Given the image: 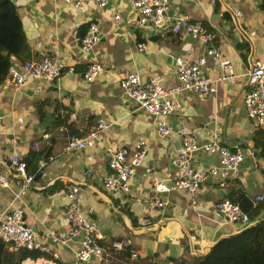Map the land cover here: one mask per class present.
Masks as SVG:
<instances>
[{
	"label": "crops",
	"instance_id": "obj_1",
	"mask_svg": "<svg viewBox=\"0 0 264 264\" xmlns=\"http://www.w3.org/2000/svg\"><path fill=\"white\" fill-rule=\"evenodd\" d=\"M11 1L28 46L26 59L47 55L63 69L58 78L30 79L19 90L5 86L4 79L0 84V175L7 182L0 185V215L20 207L25 225L51 250H11L2 243L0 264H64L72 259L82 233L69 234L70 189L83 192V214L97 225L111 264H129L130 248H109L123 237H130L137 251L132 264H225L241 256L233 252L236 239L264 223V132L256 129L243 102L246 73L264 56V0H168L172 20L187 17L214 35L220 57L207 58L208 77L228 75L220 60H227L234 73L213 81L206 94L181 90L171 96L178 108L164 117L169 126L184 128L198 142L217 141L243 153L234 174L225 178L218 169L194 192L169 189L182 134L174 130L160 136L156 118L136 108L120 89L119 79L134 72L142 80L155 78L164 88L174 87L176 58L193 63L205 51L199 40L189 33H173L170 23L138 26L130 0H107L103 8L97 0H79V7L63 0ZM91 21L97 24L100 40L82 51L79 32ZM140 42L144 50L137 48ZM21 60L25 58L10 55L9 64ZM91 62L104 69L87 82L83 73ZM99 119L106 127L90 145L65 149L70 137L90 132ZM139 139L146 142V151L129 191H107L103 176L111 154L119 147L133 148ZM32 151L42 157L33 167L31 187L16 199L20 178L11 156L25 159ZM189 159L201 171L218 165L215 155L200 150ZM147 167L160 181L158 188L149 182ZM155 197L165 201L161 208L149 206ZM224 197L247 212L246 223L232 222L216 209ZM84 264L100 262L91 259Z\"/></svg>",
	"mask_w": 264,
	"mask_h": 264
},
{
	"label": "built area",
	"instance_id": "obj_2",
	"mask_svg": "<svg viewBox=\"0 0 264 264\" xmlns=\"http://www.w3.org/2000/svg\"><path fill=\"white\" fill-rule=\"evenodd\" d=\"M67 5L79 7V0H63ZM98 5L103 8L107 0H97ZM132 9L138 15L135 22L138 26L152 24L159 27L170 23L173 33L185 32L196 37L204 46L205 51L193 63H186L181 57L175 61V74L177 84L171 88H164L157 79L150 78L142 80L137 73L131 72L119 79V87L124 95L132 100L138 109L144 110L157 120V133L166 136L169 132L178 130L182 134L181 145L176 148L172 163L176 167V175L170 183V190H185L194 192L210 175H216L218 169L223 177L227 178L234 174L243 161V153L239 149H231L229 146L213 141L198 142L196 138L184 128L169 126L164 117L172 114L178 108V104L171 98L181 90H192L206 94L211 88L213 81L219 82L234 76L230 63L220 60V64L227 68L228 75L222 74L211 79L206 74L204 67L207 58L220 57V51L213 45L214 35L200 22H192L187 17L169 16L168 0H130ZM114 18H119L115 15ZM100 40L97 24L89 22L84 34L79 38V46L82 51L90 50ZM139 50L146 48L143 42L137 44ZM62 65L53 58L43 55L36 59H25L9 64L3 84L15 90L21 89L30 79L51 80L58 78ZM103 67L98 62L88 64L83 77L87 82H92L102 71ZM72 69H69L71 71ZM248 88L244 93L243 102L247 116L253 121L257 130L264 132V56L255 61L251 69L246 73ZM106 127L103 119H99L95 128L83 136L70 137L65 145L66 150H80L86 148L97 137L98 132ZM204 151L218 158L217 167L208 171L194 169L189 156L194 151ZM146 151V142L139 139L133 148L119 147L110 156L107 167L108 171L103 176L104 188L109 192L129 191V183L140 164ZM264 159V156H263ZM14 173L20 178L19 186L15 192V198L24 195L33 183V175L26 169V162L18 154L11 156ZM44 162L40 161L42 165ZM149 182L152 187L158 188L160 181L152 174V168H145ZM0 185L7 186L6 179L0 175ZM69 206L67 217L70 223L69 234L71 236L82 233L79 248L72 259L64 264H84L91 259H96L100 264H111L110 252L100 242V234L97 225L85 216L82 211L83 192L70 189L67 193ZM151 208H161L165 201L158 197L149 200ZM228 220L236 223H246L249 220L245 212L237 203L224 197L216 205ZM0 241L11 250L27 249L49 253L50 248L36 239L34 232L23 221V210L20 207L9 208L0 215ZM130 237H123L111 242L109 248L122 250L130 248V260L137 258V251L131 248ZM55 257L58 255L55 253Z\"/></svg>",
	"mask_w": 264,
	"mask_h": 264
},
{
	"label": "trees",
	"instance_id": "obj_3",
	"mask_svg": "<svg viewBox=\"0 0 264 264\" xmlns=\"http://www.w3.org/2000/svg\"><path fill=\"white\" fill-rule=\"evenodd\" d=\"M84 31L85 29L80 31L79 36H82ZM27 50L28 46L13 1L9 0L0 4V84L7 73L10 55L26 59ZM261 144L264 147L263 139ZM40 157H42L41 153L32 151L24 159L29 174L35 171L33 167L36 166ZM239 236L233 252L236 255L241 253V256L230 259L225 264H264V223H258L246 229ZM0 244H2L1 241Z\"/></svg>",
	"mask_w": 264,
	"mask_h": 264
},
{
	"label": "water",
	"instance_id": "obj_4",
	"mask_svg": "<svg viewBox=\"0 0 264 264\" xmlns=\"http://www.w3.org/2000/svg\"><path fill=\"white\" fill-rule=\"evenodd\" d=\"M7 1H9V0H0V4L5 3ZM5 55H6V53H5Z\"/></svg>",
	"mask_w": 264,
	"mask_h": 264
}]
</instances>
